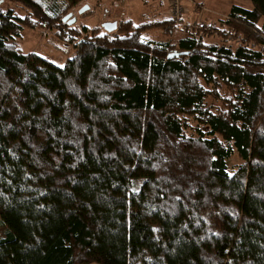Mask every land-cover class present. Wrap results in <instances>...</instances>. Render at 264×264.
<instances>
[{"label":"trees","instance_id":"obj_1","mask_svg":"<svg viewBox=\"0 0 264 264\" xmlns=\"http://www.w3.org/2000/svg\"><path fill=\"white\" fill-rule=\"evenodd\" d=\"M6 1L0 264H264V0L175 44L144 30L181 20L80 35L84 0ZM35 27L71 43L62 67L13 42Z\"/></svg>","mask_w":264,"mask_h":264},{"label":"rangeland","instance_id":"obj_2","mask_svg":"<svg viewBox=\"0 0 264 264\" xmlns=\"http://www.w3.org/2000/svg\"><path fill=\"white\" fill-rule=\"evenodd\" d=\"M44 4L51 7V0H44ZM177 4L182 12L177 19V21L181 20V23L178 24L179 30H175L172 34H166L162 28L149 24L155 21L169 20L168 14L173 13ZM233 5L245 9L250 8L248 0H84L82 3L73 6L68 13L65 12L63 17L70 14L64 23L73 20L72 24L67 25L75 28V30H80V35L83 34L82 26L103 31L102 25L104 23L115 22L118 24L126 20L131 21L136 26L147 23L150 26L145 28L143 36L146 40L175 44L180 38L187 35L183 30L185 26L187 28L192 24L215 26L219 21L227 18L229 8ZM0 10L2 12L11 10L14 15L19 17L23 15L22 9L15 2L6 1L0 4ZM217 40L216 37L212 36L203 41L212 43ZM13 42L23 53L34 52L60 67L73 53L71 43L65 45L64 42L66 41L58 39L54 30L43 27L24 28L20 32L19 38L13 39ZM240 163L241 161L237 156H231L226 162L228 172L233 173ZM2 234L3 227L0 225V236Z\"/></svg>","mask_w":264,"mask_h":264},{"label":"water","instance_id":"obj_3","mask_svg":"<svg viewBox=\"0 0 264 264\" xmlns=\"http://www.w3.org/2000/svg\"><path fill=\"white\" fill-rule=\"evenodd\" d=\"M70 16V14H67L66 16H64L62 18V22H65L66 19ZM73 23V20H69L67 24H72ZM102 28L106 31V32H111L113 30H115L116 28V23L115 22H112V23H104L102 25Z\"/></svg>","mask_w":264,"mask_h":264},{"label":"built area","instance_id":"obj_4","mask_svg":"<svg viewBox=\"0 0 264 264\" xmlns=\"http://www.w3.org/2000/svg\"><path fill=\"white\" fill-rule=\"evenodd\" d=\"M175 5V4H174ZM181 14H182V12H181V8L178 6V4L174 7V11H173V13L172 12H170L169 14H168V16H169V18L171 19V20H177V19H179V17L181 16Z\"/></svg>","mask_w":264,"mask_h":264}]
</instances>
